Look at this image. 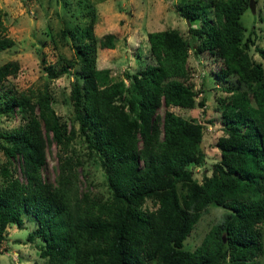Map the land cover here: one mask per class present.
Segmentation results:
<instances>
[{
  "label": "trees",
  "instance_id": "trees-1",
  "mask_svg": "<svg viewBox=\"0 0 264 264\" xmlns=\"http://www.w3.org/2000/svg\"><path fill=\"white\" fill-rule=\"evenodd\" d=\"M246 0H212L193 30L203 49L219 61V75L235 74L245 88L225 98L222 132L214 144L218 159L200 181L188 163L203 160L206 125L168 108L192 107L196 92L185 81L188 46L172 29L146 33L149 60L126 73L127 82L95 68L87 45L77 47L80 81L72 80L70 99L86 151L97 157L108 196L77 186L81 156L66 145L65 122L50 103L46 83L9 94L0 111L18 106L24 122L0 131V149L8 164L15 158L23 180L0 184V229L21 223L35 226L26 241L40 238L38 254L48 264H258V224L264 221V71L241 39L240 14ZM0 19V50L12 44ZM81 34L92 37L90 26ZM112 47L111 33L99 38ZM264 59V47L254 45ZM16 62L0 64V80L15 73ZM43 69L48 71V67ZM124 98V105L121 103ZM203 105V99L197 101ZM164 109L159 116L158 107ZM56 149L54 177L42 175L46 148ZM0 171L8 174L5 164ZM177 184L182 190L177 189ZM148 198L151 207H143ZM225 207L192 249L183 240L199 212L210 203Z\"/></svg>",
  "mask_w": 264,
  "mask_h": 264
},
{
  "label": "rangeland",
  "instance_id": "rangeland-1",
  "mask_svg": "<svg viewBox=\"0 0 264 264\" xmlns=\"http://www.w3.org/2000/svg\"><path fill=\"white\" fill-rule=\"evenodd\" d=\"M211 1L0 0V19L5 26L4 33L12 39V44L0 50V64L13 60L17 65L15 73L0 80V109L7 95H17L28 87L46 83L51 106L65 122L68 135L66 145L81 156V162L75 167L79 190L87 189L89 194L105 198L108 189L104 171L97 157L86 151L69 95L72 80H81L76 48L87 45L88 52L94 58L95 68H106L112 79L120 78L126 83V73L138 70L149 60L146 33L172 28L187 43L188 72L185 81L191 83L196 95L192 107L170 105L168 108L206 125L204 142L201 143L203 160L199 165H187L192 177L200 181L203 174H210L212 163L218 159L214 141L222 132L220 113L231 107L225 97L237 89L245 88L235 74H217L219 61L199 49V37L193 29L198 27ZM253 4V11L246 4L240 14L243 25L241 39L249 35L252 43L246 52L251 59L261 63L264 71V59L254 48V45L264 47V0H253ZM85 26H90L91 38L81 34ZM106 33L113 35L112 47H101L98 43L99 38ZM44 66L48 67V71L43 69ZM201 97L203 105L197 103ZM121 103L124 105V98ZM163 109V105H159V116ZM23 122L18 106L14 107L12 113L0 111V131L13 129ZM57 147L59 145L51 143L46 148V159L41 171L48 180H52L55 174ZM2 164H5L8 174L0 171V184L13 176L23 180L16 159H10L7 164L0 149ZM176 186L179 191L182 190L179 184ZM142 206L152 205L146 198ZM224 210L222 205L208 203L186 234L183 248L192 249L197 245ZM34 226L32 217L22 213L20 224L8 222L0 229V264H48L45 257L38 254L42 240H25L27 232ZM258 231L261 251L254 259L258 264H264V221L258 224ZM149 264L158 263L150 259Z\"/></svg>",
  "mask_w": 264,
  "mask_h": 264
},
{
  "label": "water",
  "instance_id": "water-1",
  "mask_svg": "<svg viewBox=\"0 0 264 264\" xmlns=\"http://www.w3.org/2000/svg\"><path fill=\"white\" fill-rule=\"evenodd\" d=\"M247 6L250 9V11L254 10V4H253V0H247ZM201 146V143H200Z\"/></svg>",
  "mask_w": 264,
  "mask_h": 264
}]
</instances>
